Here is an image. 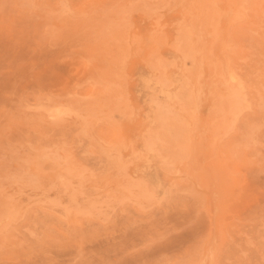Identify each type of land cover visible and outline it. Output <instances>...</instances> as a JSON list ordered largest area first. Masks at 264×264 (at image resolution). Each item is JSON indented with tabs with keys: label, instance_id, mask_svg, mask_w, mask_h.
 Returning <instances> with one entry per match:
<instances>
[{
	"label": "rangeland",
	"instance_id": "1",
	"mask_svg": "<svg viewBox=\"0 0 264 264\" xmlns=\"http://www.w3.org/2000/svg\"><path fill=\"white\" fill-rule=\"evenodd\" d=\"M0 264H264V0H0Z\"/></svg>",
	"mask_w": 264,
	"mask_h": 264
},
{
	"label": "bare ground",
	"instance_id": "2",
	"mask_svg": "<svg viewBox=\"0 0 264 264\" xmlns=\"http://www.w3.org/2000/svg\"><path fill=\"white\" fill-rule=\"evenodd\" d=\"M170 99V98H169ZM203 138V137H202ZM194 140V139H193Z\"/></svg>",
	"mask_w": 264,
	"mask_h": 264
}]
</instances>
